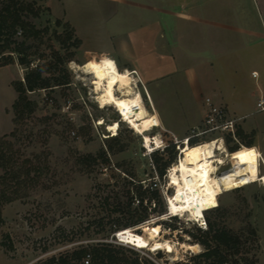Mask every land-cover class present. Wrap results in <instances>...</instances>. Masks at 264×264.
<instances>
[{
  "label": "rangeland",
  "instance_id": "374dc122",
  "mask_svg": "<svg viewBox=\"0 0 264 264\" xmlns=\"http://www.w3.org/2000/svg\"><path fill=\"white\" fill-rule=\"evenodd\" d=\"M23 1L33 3L34 9L38 10V17L31 19V22L37 28L47 27L48 32L39 40L28 41L32 44L31 50L36 52L28 66L19 65L14 59L13 63L0 67V136L8 134L14 128L11 105L16 93L12 82L22 80L25 72L38 64H42L45 76H60L64 67L69 78L65 85H55L50 89L30 93L29 97L37 102V107L31 115L17 122L19 140L15 141L14 148H19L26 157L34 159L37 156L36 161L41 163L42 173L38 186L30 190L28 196L2 207L4 223L0 231V264H37L48 256L96 242L131 246L121 240L125 232L145 236L148 228L153 229L154 224H158L156 227L159 230L154 241L167 242L158 249H152L151 245L142 248L131 246L140 257L147 258L150 264H196L199 260L192 256L202 251V247L198 244L199 248H195L196 250H187L180 244L192 243V239L182 228L199 226L197 223L200 220H193L186 212L177 213L176 219L169 220L168 216L172 214L168 213L166 196L174 194L173 184L178 173L172 168L181 155L180 147H185L182 142L184 138H191L196 144L223 135L221 132L202 133L205 128L202 99L212 91V73L204 71L205 67L200 68V58L191 56L184 60L190 68L189 73L176 76L170 84L167 81L158 82L150 90L148 85L134 75L137 80L136 89L149 114L146 120L139 122L136 131L119 120V115L112 106H98L93 95H97L99 89L91 84H97V81L103 79L114 85H124L129 72L120 70L112 56L99 60L102 55L96 53L102 48L99 37L82 32V42L68 21L69 18L86 22L88 19L98 21L102 16L98 10L102 7L114 10L119 4L108 0ZM164 3L162 0V4ZM54 20H58L59 24ZM68 33H71V38L64 41ZM73 36L80 39L77 47L71 45ZM16 37L21 39L20 31ZM194 45L196 48L191 51L198 53L197 57H200V48ZM50 48L58 50L61 55L69 52L73 55L70 60L52 69L47 66L52 61ZM89 58L101 62L92 60L101 73L98 80L97 77L91 78L71 67V62L79 65ZM105 60H109L113 67H108L103 62ZM246 67L248 70L252 67L259 71L252 61ZM259 79V76L249 77L243 74L239 79H233L232 83L245 92L251 87L257 88ZM225 83H229L228 79ZM153 98H156L155 101ZM165 103L172 106L175 104L169 108L179 112L182 109L185 113L169 111ZM100 119L103 120L101 125L97 124ZM114 122L117 123V134L111 136L106 124ZM144 135L150 139L152 136L155 139L159 137L158 146L153 144L152 147H144ZM227 138L228 135L224 134L223 142L228 152L231 146L238 148L241 144L244 145L237 134L235 139ZM171 144L174 145L173 149L169 148L174 154L173 162L162 176H158L151 152L159 149L158 155L164 160L170 153L162 149ZM236 152L245 154L242 148ZM102 153L107 157V162L100 161L101 158L98 157L89 164L79 158L87 154L100 156ZM216 154L223 157L219 152ZM224 159L229 161L227 157ZM221 162L222 160L215 163ZM229 163L221 166L219 172L229 167ZM260 170L262 171V166ZM129 182L140 183L144 187L153 186L158 190L162 203L156 205L147 222L128 227V231H118L122 230L119 228L114 234L110 225L118 218L124 222L123 217L127 213L124 209L117 212L113 208L125 206ZM217 205L216 210L203 213L204 220L207 217L235 232L239 238V252L255 260V264H264V185L254 182L224 191L211 199L210 208ZM164 207L165 213L158 215L157 211ZM99 219L104 223L103 229L96 224ZM165 220L176 228L166 227L163 224ZM251 230L255 233L252 234ZM200 264L204 263L200 260Z\"/></svg>",
  "mask_w": 264,
  "mask_h": 264
},
{
  "label": "crops",
  "instance_id": "0c3cea01",
  "mask_svg": "<svg viewBox=\"0 0 264 264\" xmlns=\"http://www.w3.org/2000/svg\"><path fill=\"white\" fill-rule=\"evenodd\" d=\"M108 1L119 6L114 10L102 7L97 11L102 15L98 21L68 19L82 42V32L99 37L103 48L96 52L102 54L99 60L112 56L120 70H134L152 90L153 84H170L176 76L189 73L185 58H200V68L212 73V91L204 98L236 120L235 134L244 142L240 146L264 155V110L257 107L259 100L264 101V0ZM194 44L200 48V57L191 51ZM251 61L258 72L246 67ZM103 62L113 67L109 60ZM243 74L259 76V86L245 92L237 89L232 81ZM202 102L205 115L204 99ZM166 105L169 111L170 105L175 106ZM183 110L172 111L185 113Z\"/></svg>",
  "mask_w": 264,
  "mask_h": 264
},
{
  "label": "trees",
  "instance_id": "16d2710c",
  "mask_svg": "<svg viewBox=\"0 0 264 264\" xmlns=\"http://www.w3.org/2000/svg\"><path fill=\"white\" fill-rule=\"evenodd\" d=\"M38 15V10L34 9L31 2L0 0V67L13 63L14 59L17 60L19 65L23 66H28L31 62V57L36 52L31 50L32 44L28 41L39 40L43 34L48 32L47 27L37 28L31 22V19L37 18ZM54 22L57 25L59 24L58 20H54ZM18 31H20L21 39L16 37ZM70 38L71 33H68L64 41ZM79 44L80 39L73 36L71 45L77 47ZM50 49L52 61H49L47 66L52 69L58 68L59 64L61 65L64 61L70 60L73 55L72 52L61 55L58 50ZM43 72L42 64H38L28 69L22 80L12 82V87L16 93L11 105L14 128L8 134L0 136V231L4 223L1 212L3 205L28 196V192L38 186L42 173L41 163L36 161L37 156L34 159L26 157L19 148H14L15 141L19 140L17 122L31 115L37 107V102L32 100L29 94L41 89H50L55 85H65L68 82L69 74L64 67L61 70L62 74L56 77L45 76ZM227 139L229 140V136ZM193 142L194 140L188 138L187 146L192 147L198 144ZM173 147V144L167 145L162 151H169V148L173 149ZM238 150L239 147H229L230 152L228 153L235 161L242 157L241 153L237 154L236 151ZM159 153V149H156L151 152V155L158 176H162L164 170L173 162L174 154L169 151L168 158L162 160V157L158 155ZM98 157L101 158L100 161L107 162V157L103 153L100 156L87 154L79 158L82 162L90 164ZM129 183L130 187L127 188L125 194L127 196L125 206L113 208L117 212L124 209L127 213L126 216L123 214L125 217H123L124 222H121V219L118 218L115 223L113 222L110 225L111 232L114 234L119 228H122V230L118 231H128L130 230L128 227L140 226L147 222L151 212L155 211L156 205L159 206L162 203L158 190L153 186L144 187L140 183ZM218 206L205 209L203 213L216 210ZM165 211L164 207L160 208L157 213L162 215ZM176 218L175 215L168 216L169 220ZM205 219L206 228L204 229L199 226H193L190 229L182 228V231L192 239V243H197L202 247V251L192 256L193 259L197 258L199 260L196 264H200V260L204 264H255V260L239 252V238L235 232L210 221L207 217ZM96 224L99 225L100 229H103L102 219H99ZM163 224L170 229L176 228L166 220ZM154 225L152 228L155 229L157 234L159 230L156 226L158 224ZM251 233L254 234L255 232L251 230ZM7 247L11 248L10 245ZM156 253L158 254L159 251ZM238 254L240 256L237 257ZM86 256H88L86 264H150L147 258L140 257L131 246L105 241L86 246H76L58 255L48 256L37 264H85Z\"/></svg>",
  "mask_w": 264,
  "mask_h": 264
},
{
  "label": "bare ground",
  "instance_id": "6f19581e",
  "mask_svg": "<svg viewBox=\"0 0 264 264\" xmlns=\"http://www.w3.org/2000/svg\"><path fill=\"white\" fill-rule=\"evenodd\" d=\"M71 67L91 78L95 79L97 77V80L101 78V73L91 60H86L79 65L72 64L71 62ZM128 72L130 74L125 79L124 85H114L103 79H100L101 82L100 80L97 81V84L91 82L93 86L99 89V93L93 95V99L101 108L112 106L118 115L122 116L121 121L138 131L139 122L146 120L149 114L138 89H136L135 84L137 80L134 77V73L136 72L134 70ZM104 86L105 90L103 91ZM97 124H103V120L100 119L97 121ZM116 127L117 123L115 122L106 124V129L111 133V136L117 134ZM143 140L144 146L147 147H152L153 144L158 146L157 143L160 142L159 137L155 139L152 136L150 139L147 135L143 136ZM183 143L185 147L180 149L181 155L172 168L173 171H177L178 173V177L173 184L174 194L166 196L169 213L186 212L193 220H201L203 218V211L211 207V199L220 193L254 182L264 185V171H259L260 157H264L261 153L255 152L245 146H239V150L242 148L245 154H242V157L235 161L231 158L220 137L211 138L192 147L187 146L185 138ZM216 152L223 154V157H219ZM224 157H227L229 161L226 162ZM220 160H222L220 164L215 163ZM228 162H230L229 167L219 172L221 166ZM156 237V232L148 228L145 236L125 232L121 236V240L136 248L149 247L151 245L152 249H158L167 240L154 241ZM180 245L187 250L199 248L197 243L184 242Z\"/></svg>",
  "mask_w": 264,
  "mask_h": 264
},
{
  "label": "built area",
  "instance_id": "2783aa9c",
  "mask_svg": "<svg viewBox=\"0 0 264 264\" xmlns=\"http://www.w3.org/2000/svg\"><path fill=\"white\" fill-rule=\"evenodd\" d=\"M134 75L137 76L136 73H134ZM204 105L206 107L205 115L203 117V125L205 126V128L202 130V133L203 132H221V134H223L222 137H220L222 140L224 138V134L235 139V121L236 120L228 118L224 108L221 106H217V105L213 104L209 98H204ZM257 107L260 110H264V101L259 100L257 102ZM121 118H122V116L119 115L120 120H121ZM185 140L188 142V138H185ZM143 146H144V144H143ZM144 147H146V146H144ZM149 151H151V150H149ZM260 166H262V171H264V157H260V160H259V171L262 172L260 170ZM169 212L170 211L168 210V213ZM172 215H175V214L172 213ZM195 221H196V219H195ZM197 224L199 225V227L204 229L205 228L204 218H202L200 220V222ZM87 262H88V256H86V258L84 260L85 264Z\"/></svg>",
  "mask_w": 264,
  "mask_h": 264
}]
</instances>
